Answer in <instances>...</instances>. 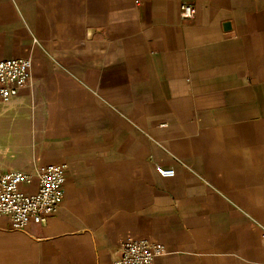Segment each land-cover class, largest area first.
<instances>
[{"label": "crops", "instance_id": "0c3cea01", "mask_svg": "<svg viewBox=\"0 0 264 264\" xmlns=\"http://www.w3.org/2000/svg\"><path fill=\"white\" fill-rule=\"evenodd\" d=\"M13 58L31 86L0 102V171L67 172L45 224L0 217V264H111L141 239L154 264H264V0H0Z\"/></svg>", "mask_w": 264, "mask_h": 264}, {"label": "built area", "instance_id": "2783aa9c", "mask_svg": "<svg viewBox=\"0 0 264 264\" xmlns=\"http://www.w3.org/2000/svg\"><path fill=\"white\" fill-rule=\"evenodd\" d=\"M194 8L188 2H181L179 18L191 20ZM31 86V60L13 58L0 61V102L9 105L19 92ZM162 178L174 176L173 170L155 168ZM67 167L47 165L30 172L0 171V217L9 221L13 231L24 230L28 226H39L47 222L63 199ZM36 184L33 192L23 188ZM264 244V228H262ZM166 254L163 245L148 240H125L112 257L111 264H154Z\"/></svg>", "mask_w": 264, "mask_h": 264}]
</instances>
